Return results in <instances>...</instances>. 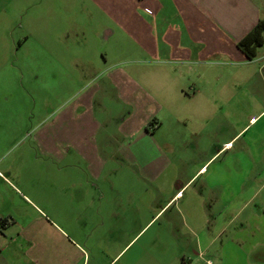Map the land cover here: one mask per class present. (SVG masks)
I'll return each instance as SVG.
<instances>
[{"label": "rangeland", "instance_id": "obj_1", "mask_svg": "<svg viewBox=\"0 0 264 264\" xmlns=\"http://www.w3.org/2000/svg\"><path fill=\"white\" fill-rule=\"evenodd\" d=\"M41 1L0 0V170L11 166L12 182L0 187V209L11 215L10 222L18 221L0 223V232L16 233L31 218L37 224L31 235L51 251L45 254L52 255L50 264H221V253L222 264H244L251 255L249 243L236 245L237 238L247 236L242 227L230 228L209 248L214 231L207 240L202 234L199 244V181L192 186L186 182L211 159L203 180L239 192L233 206H242L252 191L256 203H264V46L253 60L203 67L207 81L198 84L188 115L166 116L169 123L159 143L173 163L157 184L140 182L123 171L115 180L117 188L80 189L76 203L75 192L60 188L66 171L73 168L60 172L55 163L35 160V126L69 99L68 71L75 73L71 56L101 66L104 54H118L116 44L122 40L115 36L107 41L94 33L106 21L102 17L86 19L91 29L84 35L67 33L65 21L63 29L52 27L59 31L47 34L39 23ZM236 134L230 148L222 149ZM225 190L222 200L228 198ZM3 246L0 243V255L9 264L37 261L34 252L19 250L17 244ZM200 251L205 252L203 259L196 254Z\"/></svg>", "mask_w": 264, "mask_h": 264}, {"label": "crops", "instance_id": "obj_2", "mask_svg": "<svg viewBox=\"0 0 264 264\" xmlns=\"http://www.w3.org/2000/svg\"><path fill=\"white\" fill-rule=\"evenodd\" d=\"M38 8H42L39 23L47 34L59 31L52 27L61 29L65 21L67 33L84 35L91 29L84 21L102 17L106 21L94 33L103 40L115 36L122 40L116 44L118 54H104L101 66L82 63L80 55L71 56L69 64L75 73L68 71L72 74L69 99L35 126V160L55 163L60 172L73 168L71 173L66 171L60 188L75 195L80 189H115L123 171L140 182L157 184L173 163L159 143L169 123L166 116L188 115L198 84L205 80L206 64L247 60L237 43L264 17V0H42ZM237 136L222 149L230 148L228 144ZM209 161L186 182L192 186L199 181L203 207L199 244L202 234L207 240L214 231V239L206 244L209 248L230 228L242 227L241 233L247 236L237 238L236 245L249 243L251 255L244 264H264V203H256L257 193L252 191L242 206H233L239 192L217 189L207 184V177L203 180ZM10 170L11 166L6 172L0 170V187L12 183ZM224 190L226 200H222ZM77 199L76 195V203ZM251 205L253 209L248 210ZM10 216L0 209V223H9ZM17 223L12 218L10 224ZM36 226L28 218L16 233L0 232V243L34 252L35 264H41L42 258V264H50L52 255L45 257L49 250L31 235ZM196 254L203 259L205 252ZM0 264H9L8 258L0 255Z\"/></svg>", "mask_w": 264, "mask_h": 264}, {"label": "trees", "instance_id": "obj_3", "mask_svg": "<svg viewBox=\"0 0 264 264\" xmlns=\"http://www.w3.org/2000/svg\"><path fill=\"white\" fill-rule=\"evenodd\" d=\"M264 46V17L260 18L253 28L246 33L237 43L245 59L253 60L258 57ZM185 263L184 259H182Z\"/></svg>", "mask_w": 264, "mask_h": 264}, {"label": "built area", "instance_id": "obj_4", "mask_svg": "<svg viewBox=\"0 0 264 264\" xmlns=\"http://www.w3.org/2000/svg\"><path fill=\"white\" fill-rule=\"evenodd\" d=\"M228 145H231V143H229ZM204 169L205 168H202V170H204ZM202 264H214V262L212 260H208V261H204Z\"/></svg>", "mask_w": 264, "mask_h": 264}]
</instances>
